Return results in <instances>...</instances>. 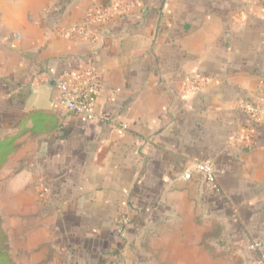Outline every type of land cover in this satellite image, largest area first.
<instances>
[{"label":"crops","instance_id":"crops-1","mask_svg":"<svg viewBox=\"0 0 264 264\" xmlns=\"http://www.w3.org/2000/svg\"><path fill=\"white\" fill-rule=\"evenodd\" d=\"M120 2L0 0V141L16 148L0 195L31 189L38 167L49 191L85 198L70 211L84 218L69 223L90 233L78 242L88 264H259L264 123L241 105L264 93V1ZM100 6L113 15L90 23L93 40L58 33ZM89 64L99 94L75 115L48 70ZM194 76L208 83L184 93ZM199 163L213 166L220 193Z\"/></svg>","mask_w":264,"mask_h":264},{"label":"rangeland","instance_id":"rangeland-1","mask_svg":"<svg viewBox=\"0 0 264 264\" xmlns=\"http://www.w3.org/2000/svg\"><path fill=\"white\" fill-rule=\"evenodd\" d=\"M38 169L33 168L31 172L33 179L28 181L31 189L22 191L20 196L0 195V214L4 219L12 259L17 264H88L91 259L87 262L84 259L87 249L80 247L78 242L90 245L87 241L91 238L90 233L75 230L69 223L84 218V213L73 214L70 211L75 204L83 206L85 198L49 191L53 182L47 181Z\"/></svg>","mask_w":264,"mask_h":264},{"label":"built area","instance_id":"built-area-1","mask_svg":"<svg viewBox=\"0 0 264 264\" xmlns=\"http://www.w3.org/2000/svg\"><path fill=\"white\" fill-rule=\"evenodd\" d=\"M141 0H121L118 9L120 11H129L138 6ZM264 1V0H261ZM113 13L105 7H100L86 22L79 25H72L58 29L60 35L69 34L93 40L94 34L90 31L91 22L104 23L108 18L112 17ZM48 73L54 80L55 88L58 93V101L69 112L75 115H83L90 112L95 105L96 98L100 90V82L96 70L92 65L82 66L77 70H72L66 73H56L54 69H49ZM208 83L207 78L194 76L187 80L184 93H195L203 89ZM250 120L254 124L264 123V93L261 98L246 102L241 105ZM127 131L126 126H122L119 130L120 134ZM195 172L205 182L207 189L213 193H220L221 189L216 179L215 169L208 163H199L196 166ZM185 180H192L193 174H184ZM260 244L251 245L252 249H258ZM259 264H264V260H260Z\"/></svg>","mask_w":264,"mask_h":264},{"label":"trees","instance_id":"trees-1","mask_svg":"<svg viewBox=\"0 0 264 264\" xmlns=\"http://www.w3.org/2000/svg\"><path fill=\"white\" fill-rule=\"evenodd\" d=\"M14 142L0 141V170L7 163L9 157L16 150ZM0 264H17L11 257L8 247V235L4 228V219L0 214Z\"/></svg>","mask_w":264,"mask_h":264}]
</instances>
